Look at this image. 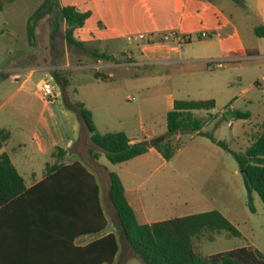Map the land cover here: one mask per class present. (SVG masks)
I'll return each mask as SVG.
<instances>
[{
    "label": "rangeland",
    "instance_id": "obj_1",
    "mask_svg": "<svg viewBox=\"0 0 264 264\" xmlns=\"http://www.w3.org/2000/svg\"><path fill=\"white\" fill-rule=\"evenodd\" d=\"M56 1L60 6L92 12L93 16L74 34L83 48L64 41L66 25L60 22L55 29L53 11L34 23V38L29 41L27 21L43 0H0L4 5L0 11V119L12 122V101L7 99V93L17 87L11 81L12 67H50L52 85L59 83L53 75L56 72L59 79L68 82L65 91L69 99L87 102L99 126L113 122L110 130L139 133L141 118L144 130L154 131L160 138L167 134L169 96L177 101L213 100L214 110L194 113L205 122L203 132L225 141L232 151L245 152L264 124V57L246 54L259 49L264 55V38L255 35L261 25L253 10L264 0H242V4L232 0H180L179 10L173 0ZM170 17H176L179 26L188 25L193 33L190 42L177 46L180 52H173L166 60L144 56V63L137 65L98 67L89 53L98 50L123 63L122 53L137 45L135 40L128 42L129 37L168 34ZM126 21L134 25L129 28ZM213 29H219L216 37L209 33ZM139 55L135 52L137 60ZM97 74L104 80L99 82ZM227 110L248 113L250 118L228 121L224 117ZM191 135L184 133L180 140H173L182 149L170 161L151 159L147 166L138 167L143 175L152 176L143 184L147 210L160 221L191 212L218 211L241 236L206 232L194 239L198 253L209 256L249 246L264 254V206L260 198L252 195L255 212H251L243 175L231 153L218 149L220 168L215 171L214 163L194 157L198 152L211 155L210 142H191ZM100 163L115 173L122 167L111 164L104 155ZM35 171L41 174L40 163ZM25 179L31 180L27 176ZM107 212L111 227L115 218ZM127 264L142 263L132 258Z\"/></svg>",
    "mask_w": 264,
    "mask_h": 264
},
{
    "label": "trees",
    "instance_id": "obj_2",
    "mask_svg": "<svg viewBox=\"0 0 264 264\" xmlns=\"http://www.w3.org/2000/svg\"><path fill=\"white\" fill-rule=\"evenodd\" d=\"M232 1L237 4L243 2ZM3 7L4 5L0 3V11ZM52 11L57 19L55 29L60 27V22L66 25L63 33L64 41L70 46L83 48V43L78 41L74 34L77 29L85 25L90 12H81L75 6H60L56 0H43L29 17L27 21L29 41L34 38V23ZM255 35L264 37V27L256 28ZM89 53L95 60L118 63L115 57L98 50ZM53 75L61 87L66 109L74 112L79 120L80 129L76 146L87 155L92 164L98 166V160L102 155L113 165L123 164L148 151L150 146L147 141L131 144L124 132L99 133L92 112L83 102L70 100L65 91L68 82L59 79L60 75L56 72ZM98 76L97 74L96 77ZM214 108L213 100H175L172 110L166 115L167 134L154 148L164 160L169 161L180 147V143L176 145L173 143L178 134L199 133L208 138L219 148L230 152L237 162L248 194V206L251 212H255L252 197L254 193L258 195L264 206V124L254 133L245 152L232 151L225 141L217 140L209 132H203L205 122L194 116L196 111L210 112ZM249 116L248 113L236 114L238 119H248ZM9 137L7 130H0V149ZM51 156L56 158V162L46 165L44 179L33 188L27 189L8 154H0V235L6 237L12 235V204L25 197L30 199L39 196L40 201L61 205L63 209L54 210L57 214L63 211L67 217H79L81 222L79 232L75 231L74 236H99L77 249L79 252L74 258V264H113L119 252L118 238L111 232L101 235L108 225V219L100 203V187L96 176L81 160L66 162L63 149H56ZM100 168L105 174L107 183V200L117 217L115 226L123 241L129 245L134 256L142 264H264V254L249 246L209 256H203L196 251L194 239L206 232L214 234L227 232L234 237L241 236L239 230L218 211L141 224L128 203L119 176L106 171L102 166ZM50 212L49 210L47 218L54 217L53 212ZM50 221L42 223L40 229L57 233L56 225ZM35 226L39 227L31 221V232H34ZM8 244L7 240L0 241V264H9ZM52 260L57 261V259ZM64 261L65 264H72L71 258ZM29 263L34 264L35 261L31 260Z\"/></svg>",
    "mask_w": 264,
    "mask_h": 264
},
{
    "label": "crops",
    "instance_id": "obj_3",
    "mask_svg": "<svg viewBox=\"0 0 264 264\" xmlns=\"http://www.w3.org/2000/svg\"><path fill=\"white\" fill-rule=\"evenodd\" d=\"M173 1L175 3L176 9L179 10L180 0ZM253 10L259 20L261 27H264V3ZM88 12H90V17L88 18L90 19L93 14L91 11ZM170 21L172 24L170 32H174L179 35L181 34L183 36H190V34L193 33L188 25H177L176 17H170ZM132 25L134 24L131 21H126L127 27L131 28ZM218 32L219 29H213L209 33L214 34L216 37ZM207 35L209 34L207 33ZM135 52L140 53L138 60L135 58ZM173 52H180L179 47L167 44L136 45L135 49H131L128 52L122 53V60L124 61L123 63L120 61H118V63H112L105 62L103 60H97L96 65L98 67L104 66L111 68L121 67L126 65V63H129L130 65H137L140 64V61H142L144 56L153 58L156 61H161L166 60ZM246 54L256 58L264 57L263 53L259 49L246 51ZM108 55L112 56L111 54ZM141 63H144V61ZM45 79L52 80L50 67L34 68L20 67L17 65L12 67L11 81L12 84H17V87L15 89L12 88V93H7L8 101H12V122L7 123L5 119H0V130H7L10 134L9 139L3 143L2 148L0 149V154H8L12 164L16 168L19 175L23 178L27 189L33 188L37 183L44 179L46 174V165L56 162V158L51 156V154L56 149L60 148L65 151L66 162L81 160L96 176L99 182L100 203L107 219V209L112 212L115 218V221L111 223V227H109L110 218L108 219V225L105 231L101 234L103 235L111 232L117 235L119 252L113 264H127L130 259L136 257L134 256L129 245L123 241L119 230L115 226L117 217L114 209L107 200V183L105 174L100 168L102 166L106 171L110 172L100 163V159L103 155L98 160V166H96L92 164L87 155L82 153L79 147L76 146L80 129L79 120L74 112L66 109L60 86L56 84L53 85L56 94V99L53 103L45 104L40 99L36 91V87L40 81ZM97 79L99 82L104 80L102 77H100V75ZM174 101L175 99L173 97L169 96L167 98L166 115L170 110H172ZM14 102H16L15 105H13ZM84 104L92 112L93 121L99 133L104 134L109 132H123L121 130H110L111 128L109 127H113V122L110 120L102 122L101 126H99L95 112L90 108L87 102ZM138 124L140 128L139 133L124 132L129 138L131 144L140 143L143 141H147L149 143L150 140L157 138L154 131L147 132L144 130L141 118L138 119ZM165 136H162V138ZM181 138L182 134L175 136V140H180ZM196 139L201 140L199 141L200 143H198L200 145L201 143L206 145L208 144L207 142H210L211 147L209 148L212 153L210 152L211 155H208L206 153H199L198 151H195L198 153H194V157L196 159H202V161H210L214 163L216 165L215 171H217L220 168L218 160L219 147L199 133L191 135V142H194ZM181 147L182 146L179 147L175 154L182 149ZM71 157H74V159L70 161L69 159ZM151 159L164 160L162 155L153 146H150L145 154L138 156L126 163L117 164L118 166H122L119 167V172H111L119 176L124 186L125 196L128 200V203L134 210L137 219L141 224L160 222V220H154L152 213H149L144 199V192L146 189L144 188L143 184L147 183L152 176L151 174L149 176H145L138 170L139 166H147L149 160ZM213 159L215 160L213 161ZM39 163L41 166L40 175H38L35 171V167ZM215 171L214 175L217 173ZM26 176L30 177L31 180L29 182L26 181ZM40 199L41 197L39 196H33L30 199L25 197L21 201L12 204V235L9 237L0 235V241L7 240L9 243V264H30L29 262H31V260L35 261L34 264H65L64 260L70 258L72 259V264H74V258L76 255H78L79 248L87 245L91 241L97 239L99 236H74L75 231L79 232L81 223L79 217H67L63 211L57 214V212H54V210L55 208L63 209L61 205H57L55 203H45L40 201ZM49 210L53 212L54 217L47 218ZM199 213L204 212H191L185 216ZM180 217L184 216L175 218ZM50 220L56 225L58 229L57 233L45 232L43 229H40L42 223H47ZM31 221H34L37 225H39V227L35 226L34 232H31ZM52 259H57V261L53 262Z\"/></svg>",
    "mask_w": 264,
    "mask_h": 264
},
{
    "label": "built area",
    "instance_id": "obj_4",
    "mask_svg": "<svg viewBox=\"0 0 264 264\" xmlns=\"http://www.w3.org/2000/svg\"><path fill=\"white\" fill-rule=\"evenodd\" d=\"M207 37V35H201ZM137 41V45H154V44H167L172 46H181L186 42H190V36L179 35L174 32L161 35H139L137 37H129L128 42ZM144 42V43H143ZM143 43V44H142ZM126 65H130L126 63ZM38 96L45 104H51L56 99L54 86L50 80H42L36 87Z\"/></svg>",
    "mask_w": 264,
    "mask_h": 264
},
{
    "label": "water",
    "instance_id": "obj_5",
    "mask_svg": "<svg viewBox=\"0 0 264 264\" xmlns=\"http://www.w3.org/2000/svg\"><path fill=\"white\" fill-rule=\"evenodd\" d=\"M74 48H76V46H74ZM236 112H234L233 110H227L225 113H224V117L228 120V121H231L232 119H234L236 117ZM164 139L161 137V138H154L152 140L149 141V145L150 146H155L156 144L160 143L161 141H163Z\"/></svg>",
    "mask_w": 264,
    "mask_h": 264
}]
</instances>
